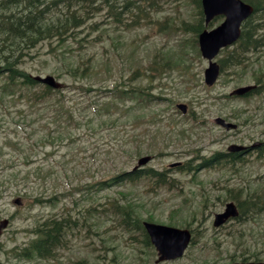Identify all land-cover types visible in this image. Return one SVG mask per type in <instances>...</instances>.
Listing matches in <instances>:
<instances>
[{
	"label": "rangeland",
	"instance_id": "1",
	"mask_svg": "<svg viewBox=\"0 0 264 264\" xmlns=\"http://www.w3.org/2000/svg\"><path fill=\"white\" fill-rule=\"evenodd\" d=\"M149 10L151 23L125 29L109 23L101 7L92 19L100 30H84L80 45L71 38L64 43L44 41L20 64L31 75H52L63 83V102L78 115L79 127L74 140L46 144L42 149L36 137L57 125L65 131L66 122L61 118L56 123L51 105L31 106L24 97L8 95L0 99V219L9 220L0 236L3 264H227L244 256L249 259L255 253L264 259V212L245 222L229 219L213 226L215 214L222 212L238 192L236 185L253 188L264 179V157L258 158L251 151L235 165L194 169L201 157L214 151L264 140V92L222 97L235 88L255 85L253 73L264 72V47L250 52L244 65L226 67L215 84L206 86L203 72L208 62L200 55L196 35L182 25L194 23L198 16L193 0H156ZM220 19L216 17L214 24ZM166 20L168 25L162 27ZM178 25L181 29L176 28ZM161 53H168L170 59L163 76L146 78L137 72L159 59ZM70 66H87L88 76L73 77L68 72ZM135 73L139 76L130 80ZM114 82L131 87L152 85L149 91L155 98L148 102L135 97L111 98ZM79 84L92 88L86 91L77 88ZM91 102L110 104L96 112ZM179 102L194 111V119L175 108ZM85 105L89 107L82 110ZM106 109L117 111L112 116L119 110L122 117L99 126L107 119ZM28 112L35 114L32 121ZM219 116L238 126L226 130L215 123ZM10 141L16 146L8 144ZM144 155L151 156L145 167L164 171L168 178L165 183L147 177L121 185L111 182L104 189H86L96 180L138 167ZM187 161L193 165L190 170L173 166ZM40 165L44 172L50 170L44 181L24 184L9 180L11 171H20L23 176L26 170ZM75 187L81 190H71ZM25 191L30 192L25 196ZM40 192L65 194L53 205L32 204V195ZM16 199L23 203L18 205ZM112 203L130 204L140 222L151 218V222L188 228L195 241L181 257L156 262V250L145 245L134 222L123 223ZM54 212L72 217L76 228L68 232L56 256L29 258L28 243L34 227Z\"/></svg>",
	"mask_w": 264,
	"mask_h": 264
},
{
	"label": "trees",
	"instance_id": "2",
	"mask_svg": "<svg viewBox=\"0 0 264 264\" xmlns=\"http://www.w3.org/2000/svg\"><path fill=\"white\" fill-rule=\"evenodd\" d=\"M243 1L253 6V12L248 19L243 22L240 37L233 45L232 49H229L223 58H219L218 62L221 73L226 67L236 68L244 65L250 52L260 50L264 47V0ZM193 2L198 9L196 11L198 16L195 17L194 23L184 22L182 25L185 30L191 31L197 35L205 26L200 0H193ZM154 4H156V0H0V77L3 78V82L0 84V99L8 95L11 98L24 97L32 104L31 106H35L37 103L51 105L54 109L53 114L56 123L57 119L60 121L61 118L66 122L65 131L57 125L55 129H47L48 131L36 137L40 142L34 141L42 149H44L46 144L51 146L56 144L57 141L62 142L64 139L69 141L74 140L73 137L77 134L79 120L75 119L78 115L74 109H69V107L64 104L63 93H61L60 88L52 89L44 85L37 86L40 83L37 82L29 72L20 67V64L24 61L25 57L29 55L31 49L44 41L52 42L56 40L60 43H64L70 38L80 45L82 40H84V37L80 34L84 30H90L94 33L100 30L98 22L92 21V19L99 13L101 7H104L106 10L105 14L109 20L120 24L125 29L146 22L151 23V14L148 11H150L149 9L153 7ZM210 24L209 27H211ZM167 25L168 23L166 20L162 27H166ZM176 28L181 29V25L176 26ZM161 54L162 56L160 54L157 56L159 59L157 58L149 62L147 67L143 70L139 67L137 72H142L146 78L149 76L151 78H153V76H163L169 69L167 68L169 66L167 62L170 59L168 58V53ZM164 55L167 56L164 58ZM161 58L163 62H160ZM172 62L176 64L175 61ZM69 68V74L75 78L79 75L88 76L89 70L87 66H70ZM138 76L139 75L135 73L133 77H130V80L133 78L136 79ZM263 76L264 72H254L253 78L255 80V86L245 92L242 97L263 94ZM119 84L121 83L114 82L111 88V94L113 95L111 98H119L121 100L123 98L135 97L138 100L142 98L145 102H148L154 97L152 91H149L152 85L148 86V84H143V86L131 87L130 85L121 84V86ZM76 87L89 91L92 85H90V87H85V85L79 84ZM222 97H224V99L230 98L227 94L222 95ZM90 104H93L95 111L98 112V107L106 108L110 103L106 102L104 106L102 104L95 105L94 102ZM87 107L89 106L85 105L81 107V109L84 110ZM104 113L107 115V119L100 121L99 126L114 123V121H118V119L122 117L121 114H119V110L118 114L115 116L112 115L114 113L116 114L117 111H113L112 109H106ZM191 114L192 117L195 116L193 110ZM27 116L29 120L32 121L35 114L28 112ZM8 144L16 146L12 141L8 142ZM18 147L22 150L20 145ZM1 153L2 151L0 154ZM44 153L46 154L48 152L46 151ZM255 153L258 158L264 157V140L255 147ZM241 155H243L242 152L222 153L215 151L209 156L201 157V163H198L194 168L197 169V167L202 166L207 168L223 165L225 163L235 165L240 160H243L244 157H241ZM183 165L181 169H191L193 167L190 161H187ZM26 171L27 172L23 176H20V171L9 172V180H21L24 184H27L28 182L37 181L38 179L44 181L45 176L50 174V170L44 172L41 165ZM163 172L164 171H157L152 168H140L130 171L122 170L119 173H114L111 177L101 178L96 180V182L89 183L86 185V189L94 187L95 185L98 186L96 187L97 189H104V186H109L111 182L121 185L123 181L134 183L147 177H154L155 180L165 183L168 178ZM236 186L239 187L238 192L236 191L230 200L234 201L239 211L235 218L237 222H245L264 212V179H262L261 183L254 185L253 188L240 183ZM71 190L80 191L81 189L75 187ZM228 190L231 192L234 189ZM29 192L30 191H25L24 195H28ZM64 194L65 193L57 194L56 192L53 194H46L45 192L34 193L31 202L32 204L48 202L53 205L58 203V200L64 196ZM112 207L114 213L116 212L122 215V221L125 225H128L129 222H134L135 227L143 234L145 245H149V238L142 227L139 217L135 215L136 209L130 204L124 205L120 203H112ZM147 220L151 221V218ZM75 222V220L72 221V217L70 218L68 215L64 216L59 214L47 216L42 221L38 222L32 231L34 236L28 243L29 258L35 256L47 258L52 256L56 249L65 244V238L68 232L76 228L77 225H75ZM256 255L255 253L253 256Z\"/></svg>",
	"mask_w": 264,
	"mask_h": 264
},
{
	"label": "water",
	"instance_id": "3",
	"mask_svg": "<svg viewBox=\"0 0 264 264\" xmlns=\"http://www.w3.org/2000/svg\"><path fill=\"white\" fill-rule=\"evenodd\" d=\"M203 13L205 15V23L210 21L216 15H224L225 18L217 27L211 30H203L198 36V44L201 54L209 60V65L205 69V83L212 85L217 79L219 66L212 61L219 49L227 44L235 41L240 34L241 22L247 18L253 11V8L248 3L242 0H201ZM36 80L53 88L60 87L61 84L51 75L45 77H35ZM248 87H240L235 89L233 94H241ZM177 107L185 112V104H177ZM216 122L224 126L226 129L235 128L236 125L231 122H226L223 118H216ZM242 146L231 145L228 149L235 151L243 149ZM148 160V157L139 159L138 164H143ZM18 202V200H17ZM237 208L233 202H228L225 205L223 212L216 213L214 216L213 225H221L227 218L236 216ZM7 221L0 223V230L5 227ZM144 228L149 235L151 243L155 246L158 258L157 261L165 259H174L182 256L187 247L191 233L188 229L177 228L169 225L157 224L153 222H144ZM228 264H264V261L256 262H233Z\"/></svg>",
	"mask_w": 264,
	"mask_h": 264
},
{
	"label": "flooded vegetation",
	"instance_id": "4",
	"mask_svg": "<svg viewBox=\"0 0 264 264\" xmlns=\"http://www.w3.org/2000/svg\"><path fill=\"white\" fill-rule=\"evenodd\" d=\"M1 220V219H0ZM6 229H3L2 231L3 232H1V234H0V236L4 233V231H5ZM3 249H4V247L1 245V243H0V256H2V251H3ZM2 258V257H1ZM244 258H247V257H244ZM244 258H242L241 260H255V258L254 257H251V258H249V259H244ZM4 263V261H0V264H3Z\"/></svg>",
	"mask_w": 264,
	"mask_h": 264
},
{
	"label": "bare ground",
	"instance_id": "5",
	"mask_svg": "<svg viewBox=\"0 0 264 264\" xmlns=\"http://www.w3.org/2000/svg\"><path fill=\"white\" fill-rule=\"evenodd\" d=\"M31 1V0H30ZM2 2V1H1ZM40 3V2H39ZM1 7V6H0ZM2 20V19H1ZM13 60V59H12ZM14 61V60H13Z\"/></svg>",
	"mask_w": 264,
	"mask_h": 264
}]
</instances>
